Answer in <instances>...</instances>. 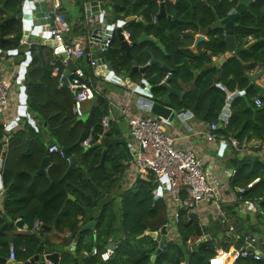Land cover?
<instances>
[{"label":"trees","instance_id":"1","mask_svg":"<svg viewBox=\"0 0 264 264\" xmlns=\"http://www.w3.org/2000/svg\"><path fill=\"white\" fill-rule=\"evenodd\" d=\"M24 1L0 0V52L14 51L20 46L21 9ZM89 1L74 0L76 13L72 15L66 10L61 13L70 29L65 37L67 41L86 36L87 27L81 20L84 17V6ZM193 4L196 6H192ZM236 4V0H177L174 5L168 3L167 10L180 21H187L188 26L192 25L197 31L207 30L215 22L226 18ZM180 6H183L182 9ZM110 7L114 13L112 20L108 21L110 23L125 21L132 16L143 18L145 25L130 21L125 26L130 42H136L142 33L161 34V31L153 30L150 20L157 13L155 2L111 0ZM75 15L81 20L75 21ZM9 17L13 19L5 22ZM250 30L258 31L253 32L256 41L244 52L242 47L246 42H241L240 37L246 38ZM259 30H264V0L252 3L234 22L233 36L241 44L237 45L234 56L221 68H205L211 64L212 57L226 53L222 31H208L209 41L204 44L205 52L197 57L186 53L192 63L196 62L195 68L201 71L199 75L188 72L186 63L180 65L178 62L177 67L172 68L171 86L177 88V82L192 81L194 88L183 96L181 104L172 103L170 107L175 111L188 109L201 121L217 123L225 106L226 93L214 84L220 83L229 92L235 88L242 90L248 80L246 72L256 66L264 71V37L260 38ZM181 47L179 43L175 45L173 53L184 56L179 50ZM152 48L151 44L136 45L131 50V58H128L120 49V42L115 34L110 49L103 57L115 74H128L129 79L135 83L143 78L153 93H156L167 75L164 70L151 66L146 69L143 77L131 70L132 60L139 66H145L149 62ZM30 55L23 86L26 111L34 126L22 121L19 130L12 132L2 142L4 127L0 123V156L3 148H6L0 174L3 188L0 208V264L8 262V248L11 244L15 249L16 263H24L34 256L59 253V264H183L185 256L188 257V264H208V260L215 255V249L226 250L229 247V244L217 245L210 240L189 252L186 243L199 237V230L182 213L176 231L170 232L173 238L165 239V250L157 254L158 243L143 235L145 231L158 232L168 222L165 204L161 198L154 202L151 176L146 180H139L134 190L121 191L124 169L121 163L129 161L131 156L118 126L110 122L109 130L105 133L102 131L100 121L103 116L108 115L107 104L97 97L98 109L92 111L88 120H79L73 113L74 96L66 85L69 77L65 76V70L59 63L55 65H59L60 73L63 72L64 83L61 88L57 86L58 77L52 75L51 64L54 58L51 48H32ZM16 56L18 58L16 57L15 65L24 62L23 53ZM81 60L86 61L85 58L79 59L75 67L81 68L86 78L100 81V78L93 76L87 61L81 66ZM243 60H250V65L246 67L245 63L242 64ZM218 72L220 77L216 78ZM257 93L252 88L233 100L230 106L231 116L227 125L216 131L217 137L233 138L240 145L253 138L264 140V94L256 97ZM254 98L262 101L260 108L253 105ZM91 128L93 143L90 149L84 150L80 143L86 139ZM99 137L100 144H97ZM52 145L59 150L70 148L77 166L70 168L60 153L49 154L48 149ZM103 152L106 155L101 168L99 162ZM45 158L49 159V166L46 174L39 175L37 172ZM257 178L259 181L241 195V200L256 201L259 209L264 210V162H240L231 188H246ZM17 221L27 226V230L18 232L15 226ZM87 221L95 223L96 239H86L85 233H80L81 225ZM35 222L40 224L38 231L33 230ZM64 233H69L70 239L57 236ZM75 238L74 252L66 251L70 240ZM108 239L117 243L110 260L101 262L99 257L88 256L93 248L98 252L104 251ZM240 246V243L235 245L236 249ZM234 264H264V258L259 261L239 258Z\"/></svg>","mask_w":264,"mask_h":264},{"label":"crops","instance_id":"2","mask_svg":"<svg viewBox=\"0 0 264 264\" xmlns=\"http://www.w3.org/2000/svg\"><path fill=\"white\" fill-rule=\"evenodd\" d=\"M29 1L31 2L37 1L38 3L43 1L48 9L52 2V0H29ZM90 1H97V2H102L105 4L107 24H120L121 22H124L120 20H117L114 23L108 22L109 20H112V18L114 17V13L110 10L111 0H106V1L90 0ZM149 1L155 2V4L157 5L156 16H152L150 18L152 28L155 31H161L160 32L161 34L155 35L153 32L148 33V35L145 34L146 36L153 38L155 40V43L144 42L142 44H151L153 46L151 50L152 53L150 54L149 62L153 60L155 63L153 65H149V62H148L145 66H142V65L139 66L136 64L134 60L132 61L135 62L136 67L145 68L142 74L137 72L140 74L141 77H143L142 75L145 73L146 69L151 66H157L167 73L165 78H169L168 86L175 93L168 95V93L161 88L158 91L156 90L157 91V92L155 91L156 93H153L152 90L151 91L155 97L157 95H161L162 99L165 100L166 102L164 106L171 108L170 106L172 105V103L181 104L183 96L191 92L194 88V83H192V81L191 82L189 81L188 83H184L182 81H180L181 83L177 82V86H178L177 88L171 86L170 79H171L172 68L177 67L178 62L180 63V65L186 63V68L188 69V72L194 73L195 76L199 75L201 71L195 68V65H197L196 62L192 63L191 59L188 56H186V53H191L193 56L197 57L199 56L200 53L205 52L204 44L209 41V33L207 32L203 36L205 41L199 42L195 50H192L194 39L196 36H198L201 29H198L196 31L194 30V27L192 25L188 26L187 21L185 22L180 21L175 16H173L171 13H169V11L167 10V4L169 3V4L174 5L177 0H163L162 1L164 2V9L166 13L165 17H157L160 11L159 5L161 4V2L159 0H149ZM183 1H187V0H183ZM199 1L203 2L204 0H199ZM59 2H60V9H61L60 14L64 12L63 10H66L65 12H69L72 15L73 13H76V9L73 7L74 0H59ZM192 6H196V5L193 4ZM182 7L183 6H180V9H182ZM83 15H84L83 20H81L78 15H75L74 19H76L75 21L81 20L83 25L87 27V31L85 35H88L91 33V30H92L91 20H95V19L87 18L85 16V13ZM132 17H134L135 19L138 18L143 23H145L141 16H132ZM133 22H136V21H133ZM82 23H80V25H82ZM126 25L127 24L124 22L122 26V31L124 32H126L125 31ZM216 30H219V29H216ZM162 31H163V34H162ZM253 32H258V31L250 30L246 38L240 37L241 42H246V45L242 47V50L244 49V52H247V50L250 49L253 46V43L256 41V38L253 36ZM259 32H261L260 38L264 37V30H259ZM223 36H224V33H223ZM24 37L25 35L23 32V28H22V38H21L20 44L24 42L23 41ZM27 42L39 44L41 46H43L44 44V40L41 39L39 36L30 35V34H28L27 36ZM241 42L239 43L238 41L237 42L235 41L236 47L237 45H240ZM178 43L180 44V46H182L179 50L181 53L185 54L184 56L182 55L177 56L173 53L174 46L177 45ZM157 44H160L162 49H160L157 46ZM86 48H88L93 54V56L97 58L98 53H97L96 48L90 47V46H87ZM225 54H227V45H226ZM130 55H131V51H130ZM233 56H234V53L231 54V56L227 58L223 64H225L226 61L229 60ZM16 57L17 56L9 57L6 59L2 57L0 58V77L3 80L11 83L12 96H14L19 91V86L16 82V79H14L15 76L13 75L14 69L19 66V65H15ZM177 57H179L178 61L176 60ZM219 57L221 56L212 57L211 64L209 66H206L205 68H210V67L221 68L223 64L219 65L217 63ZM25 59L26 57L24 54L23 61H25ZM79 59L74 60V61L69 59L68 65L66 68H63L61 66V68L65 70V74L68 71V73L66 74L68 77H69V72L71 73L75 69V65L77 64L76 62ZM83 62L85 64L86 61L81 60V63H82L81 66H83ZM244 63H245V66L247 67L248 65H250V60L249 61L243 60L242 64ZM56 66L59 70L58 73H60L59 65H56ZM162 66L167 67L170 73H168ZM260 73L262 74L258 75ZM113 74L117 76L121 81L129 80L131 85H134L135 88L142 89L144 86V83H146L148 88L151 89L147 81L143 78L139 82L135 83L133 82L131 78L130 79L132 81L129 79L128 74L117 75L115 74V72H113ZM246 75L248 77L247 84H246V87L242 90L235 88L233 89L232 92H229L220 83L214 84L215 87H221L222 90L225 91L226 101L229 100L230 98V104L228 105L227 113L225 114L223 113V111L225 110V107H227L226 106L227 104L225 102V106L220 112L219 117H218L219 121L217 123H213L217 126V130L219 128H224L222 124L224 119H226V121L229 120L231 116L230 106L234 99L243 96L248 90L252 88L255 89L254 87L255 85L259 86L262 89V92L256 89L258 93L255 96L259 97L260 94L261 95L264 94V71L260 67L256 66L251 71L246 72ZM54 77H57V76H54ZM219 77H220V72L217 73L216 78H219ZM250 78L252 79L255 78V81L251 82L249 80ZM69 79L67 83L69 82ZM84 82L88 87L92 89V91L94 92L95 98L97 97L102 98V100L105 101V103L107 104L108 116L110 118V122H112L113 125L119 127V131L121 132V136L124 139L125 146L128 150V153L131 156L129 161L121 163V166H123L124 169H123V177L121 180L120 189L123 192L134 190L139 180L141 179L146 180L147 177L149 176L146 174L143 177H140L136 172V168L134 166L136 145L128 135L127 119L129 116L154 117V115H152L151 113L137 106L138 99L140 98V96L135 91H133L132 88L130 89L129 88L130 86H126V85L119 86V85L112 84L111 82L106 81V80L96 81L93 79L91 80V78H89V80H86ZM12 104L15 105L16 102L13 100ZM98 104H99V100L97 99V106L93 107L91 112L89 113V109L91 107L90 101L86 102L83 107L82 117H84L87 114H89V117H90L92 111L95 109H98ZM181 111H185V113L181 112L174 116V118L170 121V126H167L165 128L166 133L174 139L175 147L177 149L193 150L197 154V156L202 160L205 171L209 175V178H211V181L214 180L219 185L218 190L215 195L216 196L215 200L217 201V204L219 205V212L215 210L211 202H207L206 204H204L202 206V209L199 212V215L192 216L191 218H187V216L185 215V212L181 211V214L183 213V216L186 218V220L188 222H190V220L194 222L199 230V235H198L199 237L195 238L194 241L192 240L187 241L186 249L189 252H192L195 247H200L202 243L209 242L210 240H212L213 242H216L217 245H219L220 243L229 244V247L226 250L217 248L215 249V253L219 251L228 252L229 250L231 251L232 249L236 248L235 245L239 243L241 244L239 248H241L243 246V238L250 237L251 244L254 250L258 252L259 255L261 256V258L259 259L261 260L262 258H264V215L255 207L245 206L243 204L244 200H241L242 194H239L237 192V189L239 188L232 189L231 182L237 175V165L240 162H244L245 164L252 163L255 160H260L264 162V140L261 141L259 139L253 138L250 141H248V143L246 144H243V145L239 144L240 145L239 149L232 148L231 145L229 144L228 138L224 139L222 137H218L219 139H217V141L208 142L206 140V134L209 132L210 124L198 119L188 109H183ZM15 117H17V115L13 107V109H11V111L9 112V118L14 119ZM0 123L2 125L5 124V121L3 118H0ZM20 123H21L20 121L17 122L18 130L20 128L19 127ZM12 132L14 131H11L10 134ZM215 135H216V132H215ZM100 140H101V137H100ZM100 140L97 144H100ZM105 155H106V152H103L101 160L99 162V166L101 168L104 165ZM232 170L236 172L234 177L230 176V172ZM150 176L153 179V186L155 190L157 188L158 182L154 180L152 175ZM2 196H3V193H2ZM70 199L73 200L72 197H70ZM161 200L165 204V209L167 212V218L169 222L170 218L168 216L171 210L168 205L167 191L163 190ZM1 206H2V198L0 197V208ZM180 218H181V215L179 217V220ZM222 220H224V223L221 222ZM18 222L19 221H17L15 225L16 230L18 232L26 231L27 226L23 225V223L18 225ZM88 223L89 221L83 223L81 225V228L85 224H88ZM176 226H177V223L174 224L173 229H171L172 233L176 231ZM81 228H80V233H85L84 237H86V239H89L91 237L96 239L95 227L92 232L91 231L81 232ZM162 228H164V226ZM229 228H232L231 232H229ZM48 230L50 229L48 228ZM160 231L161 230L156 232L157 233L156 238L152 239L156 241L158 244H159V241H163V244H164L165 239L167 240L168 238H173V235H171L167 229H165V234L160 233ZM57 236L63 237L64 239H70L69 233H64L62 235L57 234ZM75 243H76V238L72 241L70 240V245L67 246L65 250L69 252H74L75 246H76ZM107 243L115 245V246L117 245L115 241H111L110 239H108ZM56 254H58L57 264H59L61 262V255L59 253H56ZM42 256H46V255H42ZM24 263H21V264H24ZM230 263L234 264L232 261ZM44 264H51V263L45 261Z\"/></svg>","mask_w":264,"mask_h":264},{"label":"built area","instance_id":"3","mask_svg":"<svg viewBox=\"0 0 264 264\" xmlns=\"http://www.w3.org/2000/svg\"><path fill=\"white\" fill-rule=\"evenodd\" d=\"M29 0H25L22 4V16L21 23L23 32H28L30 35L39 36L44 40V44H49L52 51L54 62L52 66V75L57 76V86L61 88L64 83L63 72L58 73V68L55 63H59L60 66L66 68L69 59L77 60L79 58H85L89 63V67L92 69L93 76L98 77L96 69L102 66L106 70L105 63H101L98 58H95L91 51L86 48L87 46L94 47L98 54L103 55L108 49H110L113 37L115 35V29L119 26H123V22L120 24H107L106 12L99 11L97 16L91 20V26L94 29L96 25H100L101 33H97L95 36L88 34L84 37L73 38L69 41L65 39L70 29L67 23L63 20L60 14V2L59 0H52L49 7V13L51 16V23L34 27L28 24V17H31V7ZM231 14V12H229ZM124 40L129 42V34L122 32ZM61 54H65V58H61ZM169 75V74H168ZM69 82L67 87L74 96L73 113L76 118L83 116V107L86 102L91 101L95 95L90 87L85 84L86 78L81 68H76L69 73ZM19 91L12 96L11 83L3 80L0 77V118L5 121L4 130L11 126L13 122H16L17 117L14 119L9 118V112L11 109L16 111V115L19 112L21 106V88H24V74L18 73L15 76ZM120 80L117 82L119 83ZM25 89V88H24ZM142 90H149L146 83ZM25 93V92H24ZM13 100L16 102L12 104ZM253 105L256 108L262 106V101L259 98H254ZM223 126L227 125L226 119L222 122ZM34 126V122H31ZM102 131L105 133L110 128V118L108 115L103 116L100 121ZM170 126L168 119L157 117H140L129 116L127 119L128 135L136 145L134 166L136 172L140 177L150 173L154 180L158 182L157 188L153 192L154 198H162L163 190L167 191L168 205L170 207L169 222L164 225V228L171 232L174 224L178 223L181 211L185 212L187 218L199 215L202 206L207 202H211L217 212H219V205L217 204L216 192L218 190V183L214 180L210 181L208 174L205 171L202 160L197 156L193 150L189 149H177L175 147L174 139L166 133L165 128ZM12 128H10V132ZM217 126L215 124L209 125V132L206 134V140L208 142H215L219 139L215 132ZM92 128L89 131L88 136L80 143V147L84 150L90 149L93 143ZM97 140V143L99 142ZM229 144L234 149H239V143L233 138H228ZM48 153H60L59 148L52 145L48 149ZM68 162V159H65ZM47 170V169H46ZM236 172L232 170L230 176L234 177ZM259 179L253 180L246 188H239L237 192L243 194L247 189L256 184ZM3 188H0V197L2 198ZM245 206L257 208L263 215L264 210H260L256 201H244ZM224 223V220L221 221ZM40 224L37 222L33 226V230L38 231ZM232 228H229V232ZM114 249L106 248L102 252H98L96 248H93L88 254L91 257H99L101 262H107L110 260ZM15 258V249L11 244L8 248V260L13 261ZM251 258L253 260H259L261 256L256 252L251 244V238H243V246L239 249H232L228 252L219 251L216 252L213 257L208 260V264H231L237 259Z\"/></svg>","mask_w":264,"mask_h":264},{"label":"water","instance_id":"4","mask_svg":"<svg viewBox=\"0 0 264 264\" xmlns=\"http://www.w3.org/2000/svg\"><path fill=\"white\" fill-rule=\"evenodd\" d=\"M161 2V4L159 5L160 11L157 17H165L166 13H165V9H164V2H162L163 0H159ZM257 0H236L237 4L236 6L233 8V10L231 11V14L227 15L226 18L215 22L214 24H212L209 29L204 30L202 29L200 31V33L198 34V36L195 37L194 39V43H193V47L192 50H195V48L197 47V45L199 44V42H204L205 39L203 38V36L210 30H216L219 29L221 31H223L224 33V37H225V42L227 45V54H225L224 56L219 57L217 63L219 65L223 64L225 62V60L227 58H229L231 56V54H233L235 52L236 49V44H235V40H234V36H233V26H234V22L239 18L240 15H242L244 12L247 11V9L252 5V3H254ZM30 7H31V17H28V19H30L28 21V24H31L34 27H38L40 25H45V24H50L51 23V16L49 13V9L47 8V6L45 5V3L43 1L41 2H37V1H32L30 2ZM61 10V9H60ZM59 10V11H60ZM84 13L85 16L89 19L94 18L95 16H97L99 11H105V4L102 2H97V1H90L88 3L85 4L84 6ZM10 19H13V17H9L5 19L6 21H9ZM130 21H136V22H140L141 24L145 25L140 19H135L134 17H129L127 18L124 22L127 24ZM123 22V23H124ZM100 25H96L95 28L91 30V34L92 36H95L97 33H101V29L99 28ZM122 27L119 26L115 29V34L120 42V49L124 51L125 55L130 58V51L133 47H135L136 45H141L144 42H151V43H155V40L151 37L146 36L145 34H142L137 40L136 42L132 43V42H128L126 40H124L123 34H122ZM24 42H22L20 44V46L18 47L17 50L14 51H9L6 53L0 52V57L6 59L9 57H13L16 56L17 54H25V61L22 62L20 64V66L16 67L14 69V76H17L18 73H20V75L25 74L26 71V67L28 66L31 56H30V49L32 48H39L41 45L39 44H35V43H28L27 42V36H28V32H24ZM43 46H49V44L45 43L43 44ZM157 46L161 48L160 44H157ZM61 58H65V54H61L60 56ZM97 58L100 60L101 63H105L106 65V70L103 69L102 66H99L96 71H97V75L98 78H100L101 80H106L111 82L112 84L115 85H119V86H130L129 88L133 91H135L140 98L138 99V104L137 106L139 108H142L143 110L151 113L152 115H154V117L157 118H163V119H168L169 121H171L174 116L176 114L179 113H185V111H173L171 108L164 106V104L166 103L165 100L162 99L161 95H157L156 97L153 95V93L151 92V89L149 88V90L145 91L142 90L141 88H135L134 85H131V83L129 82V80H124L121 81L117 76H115L113 74V69L111 67V65L109 63H106L104 60L103 55L101 54H97ZM155 62L153 60H151L149 62V65H153ZM157 63V62H156ZM132 65V71H136L139 72L140 74H142L145 70V68H138L136 67V64L134 61L131 62ZM168 73H170L169 69L165 66H162ZM68 73V71L66 72V74ZM65 74V75H66ZM262 73L258 74L261 75ZM67 76V75H66ZM257 77V76H256ZM255 77V78H256ZM255 78H250L249 80L251 82L255 81ZM120 80L119 83H117ZM169 83V78H165V80L160 84V88L165 90L168 95L174 94L175 92L168 86ZM255 89L259 90L262 92V89L255 85L254 86ZM22 94H21V106L19 108V112L17 114V120L16 122H13L11 124L10 127L6 128L4 130V139L2 142L6 141V138L9 136L10 134V128H12V131H16L18 130L17 127V122L20 121H27L29 124H31L32 120L30 119L29 115L26 113V95H25V89L21 88ZM155 97V98H154ZM154 98V99H153ZM153 99V100H152ZM226 106L225 110L223 111V113H227L228 110V105L230 104V98L229 100L226 101ZM90 109H89V113L91 112L93 107L97 106V98H93L90 101ZM89 118V114L85 115L84 117L80 118L79 120L81 121H86ZM223 118V116H222ZM5 152H6V148H3V151L1 153L0 156V174L2 171V165H3V159L5 157ZM61 155L64 159H68V164L70 168H73L75 166H77V160L75 159V157L71 154V149L70 148H63L60 150ZM49 166V159L45 158L40 165V168L37 172V174L39 175H44L46 173V169ZM209 178V175H208ZM209 180L211 181V178H209ZM2 186V182H1V176H0V188ZM157 198L154 199V202L156 201ZM22 224V222H18V225ZM95 227V223L94 222H89L88 224H85L82 228H81V232H85V231H93ZM160 233L165 234V229L162 228ZM144 237H148L150 239H155L157 236L156 232H149V231H145ZM115 246L112 244H108L107 248L108 249H113ZM165 250L163 241H159L158 244V249L156 251L157 254H159L160 252H163ZM152 259H154L152 257ZM47 261L51 264H57L58 261V254L54 253V254H50V255H46V256H34L32 258H30L27 262H25L24 264H32V263H39V264H44V262ZM188 263V257L185 256V261L184 264ZM7 264H21V263H16L15 261H8Z\"/></svg>","mask_w":264,"mask_h":264},{"label":"clouds","instance_id":"5","mask_svg":"<svg viewBox=\"0 0 264 264\" xmlns=\"http://www.w3.org/2000/svg\"><path fill=\"white\" fill-rule=\"evenodd\" d=\"M231 11H232V10H231ZM231 11H230V12H231ZM228 15H229V13H228ZM129 42H130V40H129ZM19 66H20V65H19ZM162 82H163V81H162ZM154 199H155V198H154ZM156 200H158V199H156ZM114 246H115V245H114ZM115 247H116V246H115ZM115 247H114V248H115ZM106 248H107V246H106ZM106 248H105V249H106ZM114 248H113V249H114ZM13 261H14V260H13Z\"/></svg>","mask_w":264,"mask_h":264},{"label":"rangeland","instance_id":"6","mask_svg":"<svg viewBox=\"0 0 264 264\" xmlns=\"http://www.w3.org/2000/svg\"><path fill=\"white\" fill-rule=\"evenodd\" d=\"M19 89H20V86H19ZM148 176H150L151 174L150 173H146Z\"/></svg>","mask_w":264,"mask_h":264}]
</instances>
